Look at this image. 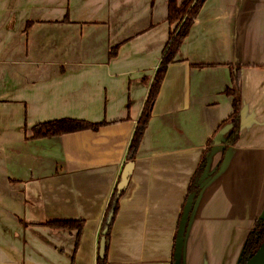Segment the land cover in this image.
I'll list each match as a JSON object with an SVG mask.
<instances>
[{
    "label": "crops",
    "instance_id": "0c3cea01",
    "mask_svg": "<svg viewBox=\"0 0 264 264\" xmlns=\"http://www.w3.org/2000/svg\"><path fill=\"white\" fill-rule=\"evenodd\" d=\"M167 4L0 0V264H96L114 193L106 264H172L207 150L209 181L191 211L181 261L239 264L248 233L264 221V0L204 2L129 160L173 28ZM235 65L243 67L241 131L225 147ZM59 119L98 128L31 139L33 126ZM128 162L131 176L117 196ZM51 221L82 228L53 229Z\"/></svg>",
    "mask_w": 264,
    "mask_h": 264
},
{
    "label": "trees",
    "instance_id": "16d2710c",
    "mask_svg": "<svg viewBox=\"0 0 264 264\" xmlns=\"http://www.w3.org/2000/svg\"><path fill=\"white\" fill-rule=\"evenodd\" d=\"M206 0H184L178 3L177 0H168L167 4V22L173 26L168 35L167 43L162 51L159 65L155 71L153 79L149 85L146 98L144 100L136 128L128 149V159L133 160L136 151L143 137V133L151 118L153 105L159 93L165 72L169 64L175 62L179 48L182 42L189 34L190 28L198 15L201 7ZM113 53H111V56ZM231 70V87L226 89V94L232 99V112L226 122L230 123V132L225 140V144L232 146L237 143L241 130V70L242 66H230ZM98 125L85 121L73 119H59L44 123H39L31 128V139H40L46 137H56L63 134L78 132L82 130H96ZM212 144L209 141V146ZM208 150L203 154L197 167L196 173L188 188L187 196L197 190L196 181L200 178L206 166ZM118 210V197L115 193L111 197L106 214L102 223L101 231L107 228L106 240L109 239V232L113 219ZM111 216V218H109ZM53 229L70 230L76 229L78 233L82 228L81 222L76 221H51L45 224ZM264 241V221H257L253 229L248 233L243 249L241 252L239 264H244L259 248ZM107 249V248H106ZM96 264H106V250L102 259L97 257Z\"/></svg>",
    "mask_w": 264,
    "mask_h": 264
},
{
    "label": "water",
    "instance_id": "95a60500",
    "mask_svg": "<svg viewBox=\"0 0 264 264\" xmlns=\"http://www.w3.org/2000/svg\"><path fill=\"white\" fill-rule=\"evenodd\" d=\"M241 118H242V105H241ZM241 122H242V119H241ZM227 125L229 128V131H228V134H229L230 123L227 122ZM228 134H227L226 138L228 137ZM226 138H225V140H226ZM211 142H212V144L214 143L213 141H211ZM224 144H225V141H224ZM228 146L225 144V147H228ZM206 158L208 159V155ZM206 163H207V160H206ZM132 168H133V163H131V162H128L124 166V168L121 172V175H120L119 183L117 184V187H116L117 196H119L120 193L126 187L128 181H129V178L131 176ZM204 171H205V168H204L203 173L200 176V178L196 181L197 190L190 193L186 197L185 203L183 205L182 212H181L180 219H179V223H178L176 236H175L174 249H173V263L172 264H182V261H181L182 260V249H183L184 236H185L187 223L189 221V217H190L191 211L193 209L197 195L199 194L200 190L209 181L208 178L203 179ZM109 218H111V216ZM106 233H107V228H104V230L102 231L100 240H99V247H98V258H100V259H102L105 255V250H106V245H107V240L105 238ZM244 264H264V242L259 246L257 251Z\"/></svg>",
    "mask_w": 264,
    "mask_h": 264
},
{
    "label": "flooded vegetation",
    "instance_id": "af4514ba",
    "mask_svg": "<svg viewBox=\"0 0 264 264\" xmlns=\"http://www.w3.org/2000/svg\"><path fill=\"white\" fill-rule=\"evenodd\" d=\"M264 242V241H263Z\"/></svg>",
    "mask_w": 264,
    "mask_h": 264
}]
</instances>
